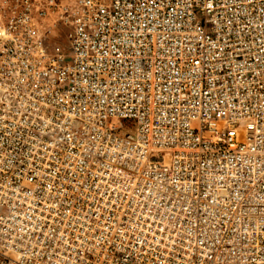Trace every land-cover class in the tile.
I'll use <instances>...</instances> for the list:
<instances>
[{
	"label": "built area",
	"instance_id": "1",
	"mask_svg": "<svg viewBox=\"0 0 264 264\" xmlns=\"http://www.w3.org/2000/svg\"><path fill=\"white\" fill-rule=\"evenodd\" d=\"M0 264H264V0H0Z\"/></svg>",
	"mask_w": 264,
	"mask_h": 264
},
{
	"label": "rangeland",
	"instance_id": "2",
	"mask_svg": "<svg viewBox=\"0 0 264 264\" xmlns=\"http://www.w3.org/2000/svg\"><path fill=\"white\" fill-rule=\"evenodd\" d=\"M68 2V1H67ZM56 20V18H55V16H52L51 17V19H50V22L49 23H53V21H55ZM64 30L63 29H61L60 31H56V33H54V38L56 37V38H58V37H61V36H63V32Z\"/></svg>",
	"mask_w": 264,
	"mask_h": 264
}]
</instances>
